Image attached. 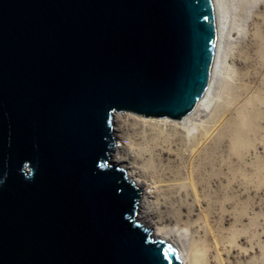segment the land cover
I'll list each match as a JSON object with an SVG mask.
<instances>
[{
	"label": "water",
	"instance_id": "95a60500",
	"mask_svg": "<svg viewBox=\"0 0 264 264\" xmlns=\"http://www.w3.org/2000/svg\"><path fill=\"white\" fill-rule=\"evenodd\" d=\"M214 39L211 0H0V264H179L111 121L190 114Z\"/></svg>",
	"mask_w": 264,
	"mask_h": 264
},
{
	"label": "rangeland",
	"instance_id": "374dc122",
	"mask_svg": "<svg viewBox=\"0 0 264 264\" xmlns=\"http://www.w3.org/2000/svg\"><path fill=\"white\" fill-rule=\"evenodd\" d=\"M234 2L235 12L225 10L231 33L222 70L207 105L190 113L196 127L189 137L180 142L185 132L175 133L183 119L115 113L111 121L114 159L110 155L108 164L124 173L129 170L121 165H133L148 180L172 184L171 194L158 191L153 181L148 183L153 188L143 185L160 205V215L169 228L184 230L182 224L203 223L197 207L201 202L224 247V264H264V0ZM148 125L156 129V141L154 137L140 140ZM207 136L208 141L194 152V142ZM166 146L171 156L162 154L154 171L139 155L140 149L165 151ZM178 188L182 191L174 200ZM143 227L152 233L153 229ZM225 249H230L228 254ZM208 264H215V260Z\"/></svg>",
	"mask_w": 264,
	"mask_h": 264
},
{
	"label": "bare ground",
	"instance_id": "6f19581e",
	"mask_svg": "<svg viewBox=\"0 0 264 264\" xmlns=\"http://www.w3.org/2000/svg\"><path fill=\"white\" fill-rule=\"evenodd\" d=\"M234 1L235 0H211L215 20L213 58L206 88L201 99L194 108L195 111L198 107L207 105V101L210 100V96L212 95L213 86L215 85V82L217 81L222 70L224 60V49L225 46H227L228 36L231 33V27L228 23V20H230V16L228 17L227 11L225 12V10L231 8L232 11L235 12L236 10L234 9ZM191 114L185 116L183 120L181 119L182 126L180 129L176 128L175 133L177 134L183 135L182 133L185 132L184 136L180 138V142L183 138L189 137L190 130L194 128L195 118L191 117ZM162 129L163 128L158 127V130ZM147 130L148 132L143 133L141 135L140 140L142 141L145 138L144 141H146L154 137L156 141V129L150 128V125H148ZM208 139V136L202 140L198 138L194 142L193 151L198 152L202 148V146L208 141ZM156 145L158 144L156 143ZM164 149L165 151H163L161 148H155L154 150H152V147L151 149H140L139 155L144 156L146 158V161L150 163L151 170L154 171L156 169V164H160L161 160H159V158L160 156H162V154L171 156V154L167 152V146L164 147ZM193 157L194 155L192 154L190 159H193ZM174 158L176 159V157ZM113 159L114 155H111V160ZM125 160L126 159H122L120 161L125 162ZM174 160L172 162H174ZM164 161H167V158ZM121 167H123L126 171L129 170V173H124L126 178L130 180L141 191V197L137 204L138 210L136 215L139 224L153 229L151 236L154 239H161L170 244L175 250V253L177 254L179 264H208L209 261L212 263L214 260L215 264H224L222 259V251L224 250V247L221 246L220 241L217 238L216 232L208 220V213L201 205V202L198 203L197 207L198 210L201 211V217L204 220L203 223H197L196 225H194L193 223H185V225L182 224V226L185 228L184 230L179 229L176 226L169 228L166 225L167 220H164L162 215H160V205L156 202L155 198L154 201L151 199L150 192L148 193L143 187V185H148V188H153L148 184L150 181H153L158 191L164 194H171L172 192L168 191L172 187V184L168 180H148L147 178L143 177V175L140 174V171L136 167H133V165H121ZM142 181H145L147 184ZM180 191H182L180 190V188L176 189L174 191V196L172 199H179L178 194L180 193ZM193 196L194 198H196L197 194L194 193ZM229 251L230 249H225L224 252L225 254H228Z\"/></svg>",
	"mask_w": 264,
	"mask_h": 264
},
{
	"label": "clouds",
	"instance_id": "9594fccd",
	"mask_svg": "<svg viewBox=\"0 0 264 264\" xmlns=\"http://www.w3.org/2000/svg\"><path fill=\"white\" fill-rule=\"evenodd\" d=\"M6 177H7V173L4 174V177L3 178H0V185H3V183L6 180ZM33 178H34V171H33V174L31 176L26 177V179H28V180H31Z\"/></svg>",
	"mask_w": 264,
	"mask_h": 264
}]
</instances>
